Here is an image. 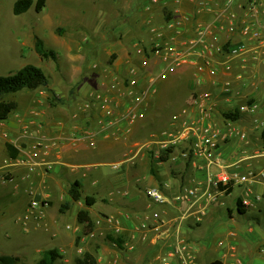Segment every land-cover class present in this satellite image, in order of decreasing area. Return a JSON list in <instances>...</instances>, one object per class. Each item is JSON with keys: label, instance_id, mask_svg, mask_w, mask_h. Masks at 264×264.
Returning a JSON list of instances; mask_svg holds the SVG:
<instances>
[{"label": "crops", "instance_id": "obj_1", "mask_svg": "<svg viewBox=\"0 0 264 264\" xmlns=\"http://www.w3.org/2000/svg\"><path fill=\"white\" fill-rule=\"evenodd\" d=\"M248 4L249 0H238L229 7L227 0H210L211 9L198 12L196 0H184L181 4L161 0L159 5L152 6V10H162L166 17L162 16L155 22L145 19L141 24L128 15L120 28L128 38L110 44L103 52L91 51L93 58L87 59L82 48L78 51L69 48L68 61L72 60L76 66L63 71L67 84L63 93L48 85L36 90L38 96L26 92L19 101L10 100L18 107L7 121L0 122V211L3 212L7 205L5 199L8 206L13 203L12 210L25 214L32 200L49 203L43 209L42 221L24 223L23 218L19 219L23 223L22 230L34 234L28 240H20L23 246L39 242L40 235L51 233L57 239L58 247L45 251L56 250L59 253L56 264H76L87 253L93 256L96 264H156L157 258L167 248L162 243L155 244L151 234L144 239L136 230L141 217L153 211L146 191L162 188L167 195H174L187 184L205 182L209 170L204 167L203 161H198L199 167H195L185 162L172 163L167 157L156 159L153 153L139 154V150L146 143H152L153 148L158 149L162 134L170 128L174 117L186 108L192 109L195 100L204 93L212 95L211 121L216 126L225 129L228 123H233L248 132L246 144L233 139L221 147L220 156L228 172L244 175L250 170H264V159L261 158H251L238 164L244 147L247 146L253 155L264 146V111L255 116L240 112V107L247 102L264 101V63L253 62L250 53L245 56V62L238 55L242 49L251 47L240 34L243 23L252 22L258 26L264 22V15L255 19L249 17ZM172 13L176 18L181 14L190 18L178 38L188 61L168 71L158 59L151 58L137 88L139 91L146 88L148 78L154 77L158 92L147 99L141 118L133 124L122 120L120 116L125 102H121L116 125L98 126L97 121L103 115L100 103L93 100L91 108L84 110L88 97L92 93L112 94L110 88L115 79L127 77L132 64L140 67L142 59L135 55L134 46L150 40L151 32L164 25L166 19L173 18ZM227 14L233 15L235 30L228 29L224 20ZM197 27L210 29L205 41L224 46L227 54L233 57L230 71L210 64L209 67H217V74L204 70L200 79H195L196 65H204L216 58L200 54L203 44L197 43ZM261 29L264 49V27ZM169 36L166 34L164 38ZM228 81L231 86L225 91ZM119 87L121 90L122 85ZM54 98L57 100L53 101ZM58 100L67 103L62 105ZM192 112L198 114L196 110ZM158 116V123L161 120L166 124L162 126L163 123H159L158 128H152L149 119ZM86 131L89 135L84 134ZM8 143L18 152L16 159L9 156ZM35 146L39 150H35ZM104 166L117 170V176L112 177L100 170ZM30 168L34 170L30 171ZM142 168H147L151 175L147 185H142L140 179L132 184V179L139 176ZM211 172L216 173L217 169L212 168ZM81 178L87 179L90 185H83ZM75 182L82 185L79 201H74L69 194ZM167 184L170 188L166 187ZM253 188L256 193L264 194V182ZM236 190L240 194L235 195ZM243 192V188H234L226 207L211 208L202 223L196 225L190 222L182 231L181 236L195 246L197 264H264V229L260 219L247 217L249 210L239 211ZM27 195L31 201L26 198ZM86 197L94 199L92 207L86 205ZM74 207H78L74 221L63 227V216ZM181 209L183 204L177 209L170 208L169 218L175 217ZM253 210L258 216H264V207ZM80 212H88L93 223L89 233L85 231V224L78 221ZM108 219L120 221L123 228L120 238L113 234V226ZM207 224L214 226L218 232L214 244L205 238L204 227ZM224 229L225 233L221 234ZM123 239L133 240L135 248L128 251ZM220 242H224L223 247L219 246ZM45 251L39 253L41 256L38 259H33L25 251L4 256L18 258L16 264H37Z\"/></svg>", "mask_w": 264, "mask_h": 264}, {"label": "built area", "instance_id": "obj_2", "mask_svg": "<svg viewBox=\"0 0 264 264\" xmlns=\"http://www.w3.org/2000/svg\"><path fill=\"white\" fill-rule=\"evenodd\" d=\"M171 1L175 4H181L184 0ZM236 1L238 0H227V6H232ZM209 2L210 0H196L198 12L210 10ZM160 3L161 0H150L146 10L151 11L152 6ZM248 9L250 18H259L264 15V0H249ZM172 16H174L173 13ZM189 20V16L185 14L166 20L164 25L151 32L150 40L138 42L134 46L135 55L142 59L140 67L132 64L129 67L127 77L122 78V80L115 79L110 88L113 91L112 94L92 93L88 97L89 100L85 103L84 110L91 108L93 100L100 103L103 115L97 121L98 126L116 125L119 120L117 109L121 102H125L124 111L120 116L122 120L133 124L141 118V112L147 99L155 96L158 92L154 77L148 78L146 88L138 90L137 87L143 71L149 66L151 58L158 59L162 65L167 67L168 71L175 70L188 61L187 54H185L184 49L181 50L178 44V38L183 34L185 24ZM224 20L228 29L235 30L232 14L225 15ZM262 26L264 27V22L258 26L252 22H244L240 28V34L251 45L249 49H242L238 53L244 62L247 60L245 56L250 53L253 62L264 63ZM210 31V29L202 27L195 29L198 38L197 43L203 44L200 54L216 57L204 65H196L193 75L197 80L200 79L204 70L216 75V66L219 65L226 72L231 69L230 63L233 57L227 54L225 47L220 44L216 45L215 42L205 41ZM166 34H170V38H164ZM213 40L217 41L214 37ZM189 45L188 43L187 46ZM210 64L216 66L209 67ZM120 85H122L121 90L118 89ZM225 85V91H228L231 82L228 81ZM212 102L211 94L200 95L195 100L192 109L186 108L181 114L174 117L170 128L163 132L162 140L158 143V149H154L152 143H146L140 147L139 154L153 153V157L156 159L167 157L168 161L172 163L185 162L195 167H199L197 166L198 161H203L205 162L204 167L209 170L205 182L197 181L194 184H187L177 194L169 196L162 188H149L146 191V197L153 211L141 217L136 230L142 234L144 239L151 234L155 244L162 243L167 248L157 258L156 264H197L195 246L182 237L181 233L190 222L196 225L202 223L211 208L226 207L234 188H243L244 190L240 199V204L244 209L253 210L264 207V194L256 193L253 188L254 185L264 182V170L259 172L250 170L244 175H231L220 156L221 147L233 139H238L246 144L248 132L233 123H228L225 129L216 126L211 121ZM192 110H196L198 114L196 115ZM263 111L264 101L253 100L240 107L241 113L250 116H255ZM84 134L89 135V132L86 131ZM35 150H39V147L35 146ZM240 157L238 164L245 163L251 158L264 159V146L253 155L246 146L242 149ZM212 168H216L217 172L212 173ZM33 170L34 168H30V171ZM166 187L170 188V184H167ZM123 195H127V193ZM181 204H183V209L175 217L169 218V209H177V206ZM48 205L47 201L32 200L22 221L24 223L42 221L44 219L43 209ZM108 221L113 226V234L120 238L123 234L120 221L116 219H108ZM123 240L128 251L135 248L133 240ZM219 246L223 247L224 242H220Z\"/></svg>", "mask_w": 264, "mask_h": 264}, {"label": "rangeland", "instance_id": "obj_3", "mask_svg": "<svg viewBox=\"0 0 264 264\" xmlns=\"http://www.w3.org/2000/svg\"><path fill=\"white\" fill-rule=\"evenodd\" d=\"M17 1L0 0V77H7L32 65L44 72L48 78L49 86L58 93H63L67 88L63 71L76 66L72 60L68 61L69 48L72 47L76 51L82 48L87 59L93 58L91 51L103 52L110 44L128 38L120 29L128 15L136 18L137 23L141 24L145 19L155 22L156 19L167 16L162 10L158 12L146 10L148 0H47V7L41 13H36L34 4L28 12L16 16L13 9ZM60 30H62V34H59ZM131 35L130 37L133 39L134 32ZM36 37L43 41L48 50L57 53L58 61H47L38 55L35 49ZM73 54L71 53V55ZM26 92H31L34 96L39 94L36 90L24 89L5 96L3 100L10 101L14 98L19 101L21 95ZM54 100L56 101L57 98ZM58 103L63 105L67 102L58 100ZM158 119L159 116L149 119L152 128L163 123L161 120L158 123ZM165 124L163 123L162 126ZM100 170L109 173L112 177L118 174L117 170L108 166L101 167ZM138 175L132 179L131 183H138L140 179L142 185H147L151 176L149 170L142 168ZM124 176L127 179L128 175ZM81 183L90 185L84 178H81ZM238 194L240 191L236 190L235 195ZM26 198L31 201L29 195ZM4 201L7 205L3 212L0 211V256L14 255L25 251L33 259H38L41 256L40 252L58 247L57 239L51 233L40 235L39 242L23 246L20 240L21 242L28 240L34 234L22 230L23 223L19 222V219H22L25 213L12 210L13 203L8 206V200ZM77 210L78 207H74L71 212L63 216L64 225L61 224V226L66 227L68 223L71 224ZM253 211L255 210H249L246 213L247 217L260 219L264 229V216H258ZM204 230L206 240L214 244L218 236L216 228L207 224ZM225 231V229L221 231V234Z\"/></svg>", "mask_w": 264, "mask_h": 264}, {"label": "trees", "instance_id": "obj_4", "mask_svg": "<svg viewBox=\"0 0 264 264\" xmlns=\"http://www.w3.org/2000/svg\"><path fill=\"white\" fill-rule=\"evenodd\" d=\"M35 4L36 13H41L47 4V0H18L13 9V13L16 16H20L28 12L31 7ZM168 18L166 20H170ZM62 30L59 31V34H62ZM36 52L44 60H53L58 59L57 53L52 50H48L43 41L36 37ZM115 56L113 57V59ZM49 81L44 72L35 66L29 65L19 70L18 72L11 74L7 77H0V122H5L9 119L11 114L17 110V103L14 101H5L3 98L10 94L18 93L24 89L27 90H39L47 88ZM53 101H55L53 99ZM262 141L264 145V129L262 132ZM7 149L9 151V156L12 159H16L18 152L13 147L12 144H7ZM69 194L74 201H79L82 198V185L79 182H75L71 185ZM95 204L94 199L91 197H86V205L92 207ZM67 207V206H65ZM63 210V209H62ZM239 211L243 213L244 208L239 203ZM78 221L81 224H85V231L89 233L93 228V223L88 215V212H80L78 215ZM60 255L56 250H49L43 253L42 258L38 261L37 264H56L59 260ZM18 258L9 257V256H0V264H16ZM76 264H96L95 259L92 255L86 254L82 259H78ZM220 264V263H215Z\"/></svg>", "mask_w": 264, "mask_h": 264}]
</instances>
